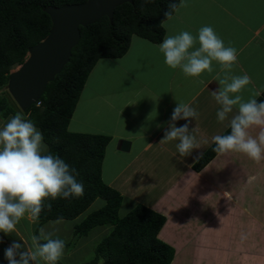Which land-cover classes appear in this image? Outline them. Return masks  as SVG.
<instances>
[{
    "label": "crops",
    "instance_id": "0c3cea01",
    "mask_svg": "<svg viewBox=\"0 0 264 264\" xmlns=\"http://www.w3.org/2000/svg\"><path fill=\"white\" fill-rule=\"evenodd\" d=\"M187 4L175 11L171 20L164 21L165 36L181 31H189L195 36L202 26H211L225 46L235 47L238 51L237 62L230 74L251 77L252 83L237 94L245 101L253 98L254 90L264 88V0H187ZM161 43L134 35L124 56L101 58L110 61L113 69L104 68V73L98 74V80L92 81L91 73L94 70L97 74L100 65L93 68L74 112L99 103L97 109L91 108L94 121L89 126V121L92 122L89 118L79 121L80 118L73 114L69 130L111 137L103 161V179L109 172L105 182L121 192L123 203L127 195L133 197L131 200L135 205L143 203L166 216L159 237L175 247L171 264H264V159L257 162L242 152L229 151L216 154L200 171L194 169L196 161L214 144L212 137L222 135L238 111V106L234 107L225 121L217 119L216 113L221 106L211 92L219 88L217 75L221 78L224 75L220 64L213 61L212 72L205 71L198 77L186 76L181 68L173 69L165 63L158 47ZM197 47L198 43L191 50ZM178 103L189 104L199 113L198 119L189 118L190 123L183 119L175 122L177 127L188 123L190 131L196 130L193 134L200 146L187 156L178 153V140L160 143ZM20 110L18 112H23ZM73 122H79V128H72ZM259 131L258 126L249 129L253 137ZM120 139L131 141L128 152L118 149ZM176 164L182 170H178ZM249 177L255 179L249 182ZM142 178L150 182L148 190H160L158 194L150 195V200H144V193L130 194L135 181L137 185ZM185 179L199 184V200L206 201V205L198 210L201 216L198 218H203V223L190 222L184 213L179 216L178 182ZM123 186L126 191L122 190ZM225 191L230 193V200L223 195ZM91 206L70 220L81 222L93 211ZM25 216L29 226L37 229L32 234L36 236L46 223L58 220L39 224L38 220L28 219L27 213ZM79 222L73 225L74 234ZM101 226L103 229L99 234L105 236L113 228L109 224ZM14 233L21 244L23 240L31 244L30 232L23 233L16 225ZM242 235L245 238L242 239ZM84 236L75 234L76 240ZM56 264H60L59 260ZM86 264H104V260Z\"/></svg>",
    "mask_w": 264,
    "mask_h": 264
},
{
    "label": "trees",
    "instance_id": "16d2710c",
    "mask_svg": "<svg viewBox=\"0 0 264 264\" xmlns=\"http://www.w3.org/2000/svg\"><path fill=\"white\" fill-rule=\"evenodd\" d=\"M86 0H0V118L9 119L18 112L1 90L8 85L12 69L21 65L30 48L50 33L51 16L47 6L61 7ZM180 0H134L117 6L113 19L103 16L96 22L80 26V39L72 50L70 61L48 83L39 104L25 110L40 129L49 146L47 154L58 155L76 170L83 184L81 196L46 198L39 214V224L51 219H75L98 198L104 204L76 225L75 234L87 235L93 228L112 225L111 232L97 245L90 263L101 259L104 264H171L175 249L159 238L166 216L138 203L127 214L120 215L123 195L103 179V161L111 137L104 134L77 133L69 124L88 76L101 58L124 56L132 37L161 43L165 37L164 13L170 3ZM175 12L172 13V15ZM15 100V99H14ZM257 101H264L262 93ZM17 103V102H16ZM24 111V110H23ZM230 133L228 128L222 135ZM213 144L194 164L200 171L217 152ZM50 205V207H49Z\"/></svg>",
    "mask_w": 264,
    "mask_h": 264
},
{
    "label": "clouds",
    "instance_id": "9594fccd",
    "mask_svg": "<svg viewBox=\"0 0 264 264\" xmlns=\"http://www.w3.org/2000/svg\"><path fill=\"white\" fill-rule=\"evenodd\" d=\"M187 6V0H180L179 4L170 3L169 11L164 13L166 20H171L173 12ZM197 43L199 47L191 50ZM158 47L165 63L173 69L181 68L186 76L198 77L205 71L212 72L213 61L220 64L224 75L222 78L217 75L219 88L211 92L221 106L216 113L217 119L219 122L225 121L234 107L238 106V111L229 121L230 133L212 137L214 151L220 154L242 152L257 162L264 159V101L258 102L254 98L264 93V88L254 90L253 98L247 101L237 94L252 83L247 74H230L238 59L237 49L225 46L223 39L208 25L199 28L195 36L189 31L166 35ZM101 63L109 62L101 59ZM189 118L198 119L197 110L189 104L178 103L160 141L178 140L176 149L180 156H187L200 146L193 134L195 128L190 131L188 123L176 126V121ZM253 126L260 128L256 137L249 133ZM45 153L47 146L43 144V134L20 112L0 128V232L5 235L16 230V225L26 213L28 219L36 221L46 198L83 195L84 187L76 179V170L58 155ZM254 179L248 178L249 182ZM223 195L231 199L229 192L225 191ZM62 222V219H58L53 223ZM53 236L54 232L46 233L41 229L39 236H31L30 245L25 240L23 244L13 242L4 252L5 259L8 264H56L63 255L65 241ZM41 240L45 242L41 243Z\"/></svg>",
    "mask_w": 264,
    "mask_h": 264
},
{
    "label": "water",
    "instance_id": "95a60500",
    "mask_svg": "<svg viewBox=\"0 0 264 264\" xmlns=\"http://www.w3.org/2000/svg\"><path fill=\"white\" fill-rule=\"evenodd\" d=\"M134 0H86L83 3L61 7L47 6L52 27L49 35L32 46L27 61L20 68L11 70L8 87L22 110L40 101L48 83L70 61L72 50L80 39V26L96 22L103 16L113 19L114 10L125 2ZM131 141L120 139L118 149L130 150Z\"/></svg>",
    "mask_w": 264,
    "mask_h": 264
},
{
    "label": "rangeland",
    "instance_id": "374dc122",
    "mask_svg": "<svg viewBox=\"0 0 264 264\" xmlns=\"http://www.w3.org/2000/svg\"><path fill=\"white\" fill-rule=\"evenodd\" d=\"M174 23L176 24V22H174ZM30 55H32V54H29V53L27 54L25 61H27V59ZM105 61H107V59ZM108 62L109 63L104 64V63H101V60H100L95 66V69H97V67H99V65H100V69L97 70L98 71L97 74L95 72H93L94 70L92 71L91 76H90V80L91 79H92V81L98 80V74H100L101 72L104 73L103 72L104 68L106 70L110 69V68L113 69L112 63L110 61H108ZM20 66L21 65L16 66L12 70L18 69V68H20ZM7 87L8 86H5L1 90V94L2 95L4 94L8 98L11 105H13L16 108V107H18L17 103L14 100L12 94L10 93L9 88H7ZM98 106H99V103H96L95 105H90L89 107L87 105V107L85 109H82L81 111H77L74 114V117L80 118L79 121H81L84 118H89L92 121V122L89 121V126H91L93 121H94V117H95V114L93 113L91 108L95 107L97 109ZM19 109H21V108H19ZM20 111H23V110L21 109ZM20 113L23 116L27 115V113L25 111L20 112ZM13 116L14 115H12V117ZM95 120H97V118ZM0 121H3L2 122L3 125L0 124V128H2L8 122V120L6 121L3 118H0ZM71 125L73 126L72 128H79V126H78L79 122H76V123L73 122ZM85 128H86V126H85ZM38 130L40 131V129H38ZM43 144L47 146V153H49V150H50L49 146L47 144H45L44 142H43ZM47 153H45V154H47ZM143 159H144V161L147 160L145 158H143ZM177 167H178V170H182V169H180L181 167H179L176 164V168ZM148 168H149V166H148ZM150 169L157 173V171H155L154 168H150ZM160 170L162 171L163 169L160 168ZM106 177H107V179L109 178V172L106 173V176H105V180L107 181ZM120 179H122V177ZM135 183H136V181H135ZM135 183H134L135 186L133 188L134 190L130 194L133 196H138V195H142L144 193L146 196V198H144V200H150V195L154 196L155 194H158L160 191L159 188L158 189L153 188L154 190H148L151 187V185H150V182H145L144 178H142L139 183L137 181V185ZM196 188H197V191H196ZM198 188H199V184L194 185L191 183V181L189 179H185L183 181L178 182V194H177L178 200H177V203H178L179 216L182 213H184L185 217L188 220H190V222L195 223V224H197L198 222L203 223V218H198L200 216V212L198 210L203 208L202 206L206 205L205 200H199V198L201 196V192L199 191ZM122 190L126 191V187L123 186ZM204 193H207V192L205 191ZM125 197L126 198L124 200V203H123L122 207L120 208V215L127 214L135 206L134 200H131L133 197H127V195ZM104 201H105L104 199L98 198L96 200V202L91 206L90 210H94L95 208L101 207ZM141 201H143V200H141ZM192 211H195V212L197 211V213H193ZM62 221L63 222L59 223V224H54L53 222H55V221L48 222L45 224V226H43L41 228L46 233L47 232H54V236H53L54 239L59 238V239H63L65 241L66 246L64 248L63 255L59 259L60 264H86L87 262H90L91 258L95 254L94 253L95 246L105 236V234H102V233L99 234L102 231L103 226L92 229L88 233V235L81 237L80 240H76L74 230H73V225H74V223L79 222V220H70L69 219V220H62ZM17 226L23 233L28 234L30 232V235L34 234V231H37L35 226H33V227L29 226L28 222L26 221V216L19 221ZM41 229H40V231H41ZM40 231L38 233V236L40 235ZM36 234H37V232H36ZM13 242L20 243L19 237L14 232H12L11 234H8V235H5L3 232H0V264H8V261L5 259V256H4V252ZM42 242L44 243L45 241L42 240ZM166 243L175 249V247L173 245H171L168 242H166ZM30 264H31V262H30ZM41 264H43V262H41Z\"/></svg>",
    "mask_w": 264,
    "mask_h": 264
},
{
    "label": "bare ground",
    "instance_id": "6f19581e",
    "mask_svg": "<svg viewBox=\"0 0 264 264\" xmlns=\"http://www.w3.org/2000/svg\"><path fill=\"white\" fill-rule=\"evenodd\" d=\"M31 56V55H30Z\"/></svg>",
    "mask_w": 264,
    "mask_h": 264
}]
</instances>
